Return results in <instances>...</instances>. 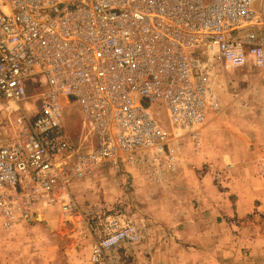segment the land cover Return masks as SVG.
<instances>
[{
  "label": "built area",
  "instance_id": "built-area-1",
  "mask_svg": "<svg viewBox=\"0 0 264 264\" xmlns=\"http://www.w3.org/2000/svg\"><path fill=\"white\" fill-rule=\"evenodd\" d=\"M263 2L0 0V226L39 202L78 214L62 195L68 177L86 169L122 157L172 165L169 144L178 135L199 147L200 128L219 109L212 62L264 68V38L254 29ZM72 103L94 139L84 155L63 127V109ZM161 103L171 132L156 108ZM256 169L264 176V157ZM88 214L101 226L95 261L138 240L128 212Z\"/></svg>",
  "mask_w": 264,
  "mask_h": 264
},
{
  "label": "rangeland",
  "instance_id": "rangeland-1",
  "mask_svg": "<svg viewBox=\"0 0 264 264\" xmlns=\"http://www.w3.org/2000/svg\"><path fill=\"white\" fill-rule=\"evenodd\" d=\"M259 35L264 38V16ZM212 65L210 83L218 111L229 118L228 128L234 130L230 136H237L236 143L224 146L232 164L221 169L207 163L194 167L188 156L194 157L200 146L178 135L169 144L172 165L165 159L158 168L137 165L122 157L86 169L82 177L71 175L68 194L62 197L73 200L78 214L65 216L57 205L34 204L28 216L0 226V264H148L157 245L167 248L164 254L172 259L178 258L180 251L168 249L170 244H189L191 249L198 244L195 249L210 251L214 264H264V176L256 169L257 160L264 157V68L258 72L220 62ZM163 107L156 106L171 132ZM2 117L0 113L1 124ZM82 119L77 104L64 107V131L78 155L94 143ZM183 155L191 169H181L180 176ZM76 162L72 160L70 169ZM109 208L130 214L138 240L107 249L95 261L92 250L102 237L101 226L95 227L98 216L88 213ZM141 244L147 247L142 249ZM59 246L72 253L60 254ZM164 254L160 257L165 259ZM162 261L159 264H176Z\"/></svg>",
  "mask_w": 264,
  "mask_h": 264
},
{
  "label": "crops",
  "instance_id": "crops-1",
  "mask_svg": "<svg viewBox=\"0 0 264 264\" xmlns=\"http://www.w3.org/2000/svg\"><path fill=\"white\" fill-rule=\"evenodd\" d=\"M256 10H258V13L260 14V19L262 20L264 16V2L261 6L259 4L256 5ZM254 29L258 31V34H260V26H258L257 28L255 27ZM251 69L261 72L253 68ZM228 121L229 118L226 115V113H221L219 111L210 113L207 116L205 123L198 132L200 139L199 140L200 149L195 150L194 157L188 156L190 163L193 162L195 163L194 167L198 168L201 166V163H207L212 168L221 169V168H226L227 164L233 163L231 153L225 152L224 150V146L226 142H228V144L230 143L233 144L237 142V136L235 135L230 136V132H233L234 130H230L232 128H228L229 127ZM183 137H187L189 141H192L191 140L192 138H190L187 134L184 135ZM233 137L236 138L233 140L232 139ZM183 156L184 159L182 158L179 164L180 176L182 174L181 169H188V170L189 168L191 169V166H189V162L185 159V155ZM229 175L230 173L226 177L227 180H230ZM36 218H39L40 220L42 219V216H37ZM146 245L147 244H141L142 249L147 247ZM196 247H198V244H195L192 249L190 248L189 244H170V247L168 249L175 248L180 251L178 258L172 259V257L168 256L167 254H164L167 252L164 251L167 248H164L162 245H157L155 247V255H153V257L151 255V259L148 260V264H159L160 262H163L162 260H166V262L170 261V263H172V261H175L176 264H214L213 263L214 259L212 258V254L210 251L203 248H200L198 250L195 249ZM57 249L60 252V254H63L64 252L67 255L68 253H72L69 250L68 251L65 250L64 246H59ZM163 254L165 255V259L160 257Z\"/></svg>",
  "mask_w": 264,
  "mask_h": 264
},
{
  "label": "bare ground",
  "instance_id": "bare-ground-1",
  "mask_svg": "<svg viewBox=\"0 0 264 264\" xmlns=\"http://www.w3.org/2000/svg\"><path fill=\"white\" fill-rule=\"evenodd\" d=\"M232 69V68H231ZM84 123V122H83Z\"/></svg>",
  "mask_w": 264,
  "mask_h": 264
}]
</instances>
